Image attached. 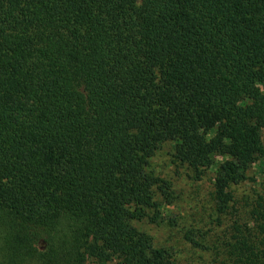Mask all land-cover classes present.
I'll return each instance as SVG.
<instances>
[{
	"label": "trees",
	"instance_id": "obj_1",
	"mask_svg": "<svg viewBox=\"0 0 264 264\" xmlns=\"http://www.w3.org/2000/svg\"><path fill=\"white\" fill-rule=\"evenodd\" d=\"M263 127L264 0H0V264H177L133 223L172 198L152 156L224 214ZM232 230L220 264H264Z\"/></svg>",
	"mask_w": 264,
	"mask_h": 264
},
{
	"label": "rangeland",
	"instance_id": "obj_2",
	"mask_svg": "<svg viewBox=\"0 0 264 264\" xmlns=\"http://www.w3.org/2000/svg\"><path fill=\"white\" fill-rule=\"evenodd\" d=\"M262 141L264 144V127ZM150 168L171 183L172 198L170 203L159 206L158 218L154 217L156 210H148V216L133 223L149 233L157 247L169 248L177 264H220V244L231 236L234 223L247 224L264 237L258 228L260 224L264 226V158L246 171L243 181L231 186L233 201L224 214L216 212L212 200L213 168L196 179L186 165L174 158L170 142L160 145L150 160ZM158 198L162 200L159 195ZM187 231H191L197 245L185 236Z\"/></svg>",
	"mask_w": 264,
	"mask_h": 264
}]
</instances>
